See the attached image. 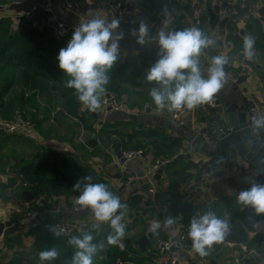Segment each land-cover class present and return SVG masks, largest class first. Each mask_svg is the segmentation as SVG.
Wrapping results in <instances>:
<instances>
[{
    "label": "crops",
    "instance_id": "crops-1",
    "mask_svg": "<svg viewBox=\"0 0 264 264\" xmlns=\"http://www.w3.org/2000/svg\"><path fill=\"white\" fill-rule=\"evenodd\" d=\"M54 3V10L59 20H64L68 23H74L76 16L65 4L67 0H52ZM92 2L99 12V16L107 19H112L114 11V3L109 0H87ZM201 10L203 15V24L201 29L209 35L214 41L215 45L209 48L213 55H223L225 57L235 54L237 57L239 54H244L243 42L247 34L246 23L238 24L231 16L224 13V9L230 5L245 1L256 11V18L259 21L261 32L264 36V31L261 26L259 10L264 6V0H216L220 6V12L217 14L214 11L208 9L210 0H203ZM174 4V3H173ZM172 4V5H173ZM147 7V6H146ZM162 8L156 10L147 8L136 9L131 8L130 13L125 17L126 22L130 23L128 31L125 33L124 38L121 40V52L130 60L132 66H137L141 70L144 83L138 87H132L128 84L122 86L124 91L120 94L123 97V101L126 103L130 111L114 113L115 120L131 119L144 127V130H151V135L146 139L148 147L146 155L135 161L122 162L121 158H118L114 152V148L117 143H121V151H125L122 142H113L111 147H106L107 142H103L104 146H96L97 144L92 142L89 146L86 143L81 148L82 154L93 153L89 155L87 163L96 170L101 176L109 182L114 189L123 190L125 179L129 173H140L151 164L157 157L172 158L173 162L164 167L159 180L155 179V174L151 178V181H147L144 184L134 185L131 190L125 191V196L121 201L124 202L126 208H124L123 215L121 216V223L125 225L124 234L118 238L117 244L121 241L127 244V250L129 260L125 264H152L153 252L156 240L159 238H168L175 236L180 226L188 222L192 215H201L205 210L211 208L216 212L218 216L224 217L227 214L229 231L225 234L224 238L218 242H213L209 247L206 246L207 257L209 258L208 264H264L262 256H254L251 251L258 247L259 243L253 241L255 234H261L258 231L263 227H259L258 224L264 219L260 220L256 224V231L249 232V240L246 243L238 242L232 237L237 234L235 228V220L233 218V211L239 212L246 206L237 201L238 192L242 188L249 186L254 176L257 174V170L251 169V167L242 159H231L230 167L223 172H214L208 183H203L200 180L198 171V159L204 154L199 150L201 143L204 141L202 138L195 136L194 128H199L207 132H212L222 125H227L225 118L217 119L219 109L208 110L204 106H199L194 111H189L178 117L174 116V109L164 107L158 108L152 97L149 95L150 88L158 86L155 81H147L145 79V72L147 68L157 58V47L155 41L152 40L144 45L138 44L135 41V37L129 35V29L138 26L141 19L145 20L150 25V35H154L156 31L160 29L175 30L178 28H185L194 25V18H192L188 8H184L182 5H173V8L167 10L165 14ZM228 16V21H224V18ZM243 30V31H242ZM256 39L254 37L253 52L256 57V63L264 66V40L260 41L261 48L259 49L255 45ZM236 60L229 63V70L226 72V83L215 94L219 96H229L232 92V85L237 83L240 76L247 77V81L239 84L240 89L249 88L248 94H254L257 92H264V82L260 76L256 74L250 67L244 64V60ZM205 69V68H204ZM206 70V69H205ZM244 74H243V73ZM228 73L233 74L235 80H232ZM206 74V71H205ZM148 106L144 110L145 106ZM84 111L87 105L83 106ZM97 116H99V124L109 120V115L112 111L104 112L100 107L97 109ZM89 113V112H88ZM135 115V118H132ZM95 116V115H93ZM96 117V116H95ZM228 126V125H227ZM130 131L132 128H126ZM93 135V134H92ZM50 141V140H49ZM55 142V140H51ZM192 142V149L187 150L186 144ZM77 144L80 142H76ZM66 143L56 144L55 147L62 151L74 152L75 148H65ZM80 144V145H81ZM86 144V145H85ZM64 147V148H63ZM184 153V154H181ZM208 155L213 156V153ZM228 156L227 153L224 156ZM94 156V157H93ZM180 158L179 160H176ZM176 160V161H175ZM101 171V172H100ZM7 173H0V224H3V229L0 230V264H9L15 256H21L23 260H27L38 256L35 246V237L32 235H25V228H14L19 218L12 222L8 220L16 215L24 208L22 203H26L22 197V191L19 189L18 180L15 178V184L11 187L7 185ZM146 184L150 185L149 189H144ZM14 186L17 190L14 191ZM13 189V196L8 194L9 189ZM19 191L18 194L15 192ZM31 191V190H30ZM32 192V191H31ZM75 195L68 196L62 192L54 194L53 198H49L47 202L51 205L45 209L44 203L41 199H35L32 201L36 206V210L39 211V218L49 220L52 225L60 221H67L70 224L80 226V233L87 231L92 224L97 223L95 217L91 214V211L84 207L76 206L74 208L73 202L76 199ZM131 195V204L127 200ZM17 199V200H15ZM19 199V200H18ZM179 201L180 204L189 203L193 205V210L179 211L173 214L169 211V205L173 201ZM31 202V203H32ZM150 202V203H149ZM137 204V205H136ZM151 208L154 215H147V226L133 225L128 220H124V217L133 218V214H129L132 208L135 207ZM252 210L251 207H246ZM26 209V208H25ZM166 212L167 215L171 214L175 217V222L167 227V234L163 237L155 238L149 241L145 249L140 248L137 242L142 235L152 228V221L160 211ZM120 211V210H118ZM253 211V210H252ZM26 212V211H25ZM24 212V214H25ZM23 214V215H24ZM22 215V214H21ZM21 218V217H20ZM38 218V219H39ZM100 224H109V222H99ZM20 228V227H19ZM234 229L235 233H231ZM264 240V233L261 234ZM127 239L131 240V243L127 242ZM261 240V241H262ZM119 246V244H118ZM120 248V247H119ZM109 264L107 258L103 255L93 258L92 264H100V262ZM250 261V263H249ZM49 264H57L50 262ZM122 264V262H117Z\"/></svg>",
    "mask_w": 264,
    "mask_h": 264
},
{
    "label": "clouds",
    "instance_id": "clouds-1",
    "mask_svg": "<svg viewBox=\"0 0 264 264\" xmlns=\"http://www.w3.org/2000/svg\"><path fill=\"white\" fill-rule=\"evenodd\" d=\"M161 10L167 14L166 6H162ZM124 35L119 19L106 20L100 16H91L74 25L66 45L56 55L59 69L70 77L65 81L66 86L73 88L78 100L89 109L100 107L101 96L109 81L107 69L117 63ZM129 35L135 37L136 43L141 45L155 41L157 58L147 68L145 79L157 82L158 86L151 87L149 95L158 108H192L209 101L226 83L224 66L228 62L227 57L213 55L207 69L202 68L200 53L214 46L215 41L197 26L167 31L160 29L150 35L149 23L141 19L137 27L129 29ZM253 43L254 37L246 35L243 47L247 58L254 56ZM252 127L256 130L264 129V115L254 116ZM82 179L85 181L83 184L80 178L72 186L79 190L73 202L74 208L80 206L90 209L97 221L92 224L93 229L100 228L99 222H109L112 231L107 234L106 241L108 244L116 243L125 231V225L120 221L126 205L121 203L118 195L108 190L105 183L92 182L93 177L90 175ZM236 198L244 206L251 207L255 214H264V183L253 180L248 187L238 192ZM174 222L173 215L164 217L165 228ZM47 227L53 235L60 234L56 225ZM159 227V222L152 225L153 231ZM229 230L227 214L221 217L208 208L203 214L191 219L188 236L192 247L204 255L206 246L210 247L213 242L222 240ZM67 243L74 247L71 264H92L94 254L105 247L103 242H94L91 231L74 234ZM58 255L56 247L43 248L38 258L40 264H49Z\"/></svg>",
    "mask_w": 264,
    "mask_h": 264
},
{
    "label": "trees",
    "instance_id": "trees-1",
    "mask_svg": "<svg viewBox=\"0 0 264 264\" xmlns=\"http://www.w3.org/2000/svg\"><path fill=\"white\" fill-rule=\"evenodd\" d=\"M8 0H0V2H7ZM22 1V0H9ZM45 1V0H43ZM85 2L87 0H69ZM114 5L119 1L124 0H109ZM130 1V0H129ZM133 3L149 2V9L156 10L166 6L167 10L173 8V5L167 0H132ZM131 2V1H130ZM132 3V2H131ZM47 13L39 10L37 17L33 20L23 18L16 28L13 27V22L10 18L0 19V113L5 118H12L16 110V104L25 100V95L22 93L19 102L11 98L17 77L16 74L20 70H26L31 75L42 80L45 91L50 89L61 99L62 114L77 117L80 124H83L87 130L92 131L95 136L104 139L109 147L113 142H122L123 148L126 150H138L146 148L148 143H145V138L151 135V130H144V127L131 120H115L109 119L101 122L100 127L90 122L95 118L91 112L81 113L83 103L77 98V94L73 88L66 86L65 81L70 77L64 74L58 67L56 55L61 47L66 45L65 41L56 38L51 30L45 25ZM246 32L248 35L255 37V45L261 48L260 41L264 40L261 32L259 21L256 18H249L246 21ZM141 70L137 66H132L130 60L126 59L120 51L118 61L111 68L107 69L109 81L105 85V90H116L120 94L124 91L123 85L128 84L132 87H138L144 83ZM102 99V96H101ZM203 104V103H202ZM201 104V105H202ZM200 105V106H201ZM116 112V111H112ZM118 113V112H116ZM120 113V112H119ZM91 114V115H90ZM33 114L31 122L38 129L42 130V124L49 119L48 115L44 118H36ZM24 117L28 119V115L24 113ZM73 126L68 128L73 131ZM78 127V126H77ZM132 128L130 131H125L120 128ZM28 138L23 137L22 134H5L0 131V172L7 173L2 159L12 157L17 162L15 170L8 172L21 174L24 176V181L31 183L30 190L35 194L37 199L46 202L53 194L66 193L68 196L78 194V189L72 186L82 177L90 175L93 177L92 182H103L107 185L109 191H114V187L104 180V178L87 163L88 155L82 154L81 148L83 144H77L74 136L67 138L69 143L74 146L75 151H62L58 148H51L50 144L43 147V149L36 145L30 146ZM27 145L34 150H39L41 153L35 155L30 160H24L25 156L18 154L20 146ZM224 156V154L220 155ZM180 158L177 157L176 160ZM175 160V161H176ZM10 172V173H11ZM8 174V173H7ZM15 181V178L13 182ZM38 183V184H37ZM233 218L235 220V228L237 234L232 238L238 242L246 243L249 240V232L256 231V224L264 219V214L257 215L252 210L246 207L239 212L233 211ZM48 225L52 223L47 219L39 218L35 224L28 227L25 235H32L35 237L36 251L43 248L56 247L59 255L56 259L50 261L57 264H71V258L74 252V247L67 243L69 238L62 235L55 236L48 230ZM99 229L88 228L87 231L93 233L94 242H103L105 247L99 249L93 258L103 255L109 261V264H117L121 261L122 264L130 261L128 252L122 251L117 242L108 244L106 236L112 231L110 224H100ZM20 227V228H19ZM14 228L21 229L18 224ZM80 234V233H78ZM77 234V235H78ZM263 239L261 234H255L253 241L261 242ZM23 261L21 256H15L9 264H18ZM49 262V263H50Z\"/></svg>",
    "mask_w": 264,
    "mask_h": 264
},
{
    "label": "built area",
    "instance_id": "built-area-1",
    "mask_svg": "<svg viewBox=\"0 0 264 264\" xmlns=\"http://www.w3.org/2000/svg\"><path fill=\"white\" fill-rule=\"evenodd\" d=\"M169 3H176L178 5L185 4L192 16L194 18V25L201 29L203 24L202 19V10H201V2L200 0H167ZM21 1H7L0 2V19L2 18H10L13 24L18 25L19 22L26 18L28 20H33L37 17V12L42 10L47 13V17L45 20V25L51 30L52 34L58 38L59 40L67 42V40L71 36V32L75 24L81 22V20L90 18L91 16H99V12L97 8H95L94 4L89 1L80 2V1H67L65 4L76 16V21L74 23H68L64 20H59L56 16L54 10V3L52 0L42 1L39 5L33 7L28 12L16 11L12 9V5L14 3H20ZM218 3L216 0H210L208 5V9L210 11H214L215 6ZM150 6L149 2L146 3H137L132 4L129 0L119 1L114 5V11L112 18H117L120 20L121 28L123 29L126 24L125 17L128 13H130V8L142 9ZM224 13L228 16H231L236 23L245 24L249 18H258L256 16V11L253 9L245 1H240L233 5L228 6L224 9ZM260 17V22L262 29L264 31V21ZM212 51L208 47L203 49L200 53V64L205 69L209 66L211 62ZM243 73V72H242ZM244 74V73H243ZM228 76L235 80L233 74L228 73ZM219 96L214 95L209 101L204 102L202 106L208 110H217ZM248 100L250 102L249 112L252 116H262L264 115V92H257L248 96ZM199 105H196L192 108L182 107L180 109H174V116L178 117L182 114H185L189 111H194L197 109ZM100 108L104 112L116 111V112H129L130 109L123 101V97L116 90H105L102 94ZM148 106L144 107L146 110ZM32 128L35 127L34 124L30 121L24 119L20 111H16L12 118L0 119V131L5 134H23V128ZM195 136L202 138L204 141H207L211 144L219 141L223 136L230 134V128L227 125H222L216 130L212 132H207L205 130H201L199 128H194ZM259 134H264V129L256 130ZM33 139L40 140L38 136H33ZM192 142H188L186 144L187 150L192 149ZM147 151L144 149L138 150H125L122 151L123 157L126 161H135L136 159L142 158L146 155ZM184 154V153H181ZM173 162L172 158L168 157H157L151 164H149L144 171L140 173H129L127 178L125 179L123 190L115 189L112 191L114 194L120 197V200L124 198L125 191L130 190L132 186L144 184L147 181H151L153 175L157 172L161 167L168 166ZM231 158L230 156H210L203 155L198 159V171L200 175V180L203 183H208L214 172H223L226 171L230 167ZM21 181V185L23 189L30 190L31 183L24 181V176L18 175ZM38 184V183H37ZM88 209L87 207H84ZM90 210V209H88ZM39 211H26L23 215V218L19 221V225L22 228L27 229L31 225L35 224V222L39 218ZM193 217H197V215H192L188 222L184 223L180 226L177 234L175 236H171L168 238H159L156 240L154 252H153V260L152 264H193L194 261H197L199 264H208L209 258L207 257V253L201 255L198 253L193 247L191 238L188 236V230L190 221ZM57 231H59V235H62L66 238L71 237L74 234L80 233V226H76L70 224L67 221H60L55 223ZM259 233H264V227L259 229ZM119 247L122 251L127 250V244L124 242H119ZM264 251V240L259 243L258 247L251 251L252 255L258 257L260 256V251ZM199 257L200 259H197ZM121 262V261H119ZM18 264H34L29 261L23 260Z\"/></svg>",
    "mask_w": 264,
    "mask_h": 264
},
{
    "label": "water",
    "instance_id": "water-1",
    "mask_svg": "<svg viewBox=\"0 0 264 264\" xmlns=\"http://www.w3.org/2000/svg\"><path fill=\"white\" fill-rule=\"evenodd\" d=\"M43 0H22L20 3H14L12 5V9L16 11L28 12L33 7L39 5ZM201 4H203V0H200ZM177 6L176 3L173 4ZM184 8L187 6L185 4L182 5ZM131 11V8L130 10ZM215 12L219 14L220 6H215ZM260 15L262 16V20L264 21V6L259 10ZM203 15V13L201 14ZM224 21H228V16L224 18ZM130 27V23L126 22L125 31H128ZM243 31V30H242ZM237 56L235 54H231L227 57L228 62L225 64V69L229 70V63L236 60ZM238 60H244L245 55L239 54ZM244 64L250 67L256 74H258L261 80L264 82V66H261L256 63V57L247 58L244 60ZM204 69V67L202 66ZM186 71V70H185ZM247 81V77L240 76L237 83L232 85V94L229 96H221L218 100L219 106V114L217 119L225 118L228 127L230 128V134L223 136L216 143H209L207 141H203L199 147V150L208 155L209 153H213V156H220L222 154L227 153L231 159L240 158L245 161L251 169L257 170V174L254 176V180L257 183H264V134H259L256 132V129L252 127V119L253 116L249 112L250 102L248 100V96L252 94H248L249 88L240 89L239 84ZM91 109L87 108L86 113L90 112ZM110 111V109H109ZM93 115L97 116V110H92ZM135 115H132V118H135ZM91 143H96L97 140L94 139L90 141ZM114 152L116 153L118 158L122 159V162H125V158L123 157L121 151V143H117ZM164 170V167H161L157 170L155 174V179L159 180L161 178V174ZM150 185L146 184L144 189H149ZM22 197L25 202H32L35 199V194L30 190H23ZM121 203L124 204L123 201ZM150 203V202H149ZM193 205L189 203L180 204L179 201L175 200L171 202L169 205V211L173 214L178 213L179 211H189L193 210ZM167 216L166 212L163 210L158 212L155 219L152 221V225L156 222H159L160 227L155 231L153 229L148 230L141 238L135 242L136 245L139 244L140 248L145 249L146 245L149 241L154 240L158 237H163L167 234V228L164 227L163 221L164 217ZM171 226V225H170ZM169 227V226H168ZM3 229V224H0V230ZM231 233H235V230L232 229ZM127 242L131 243L130 239H127ZM260 255L264 260V251L261 250ZM197 259H200L197 257ZM250 263V261H249ZM193 264H199L197 261H194Z\"/></svg>",
    "mask_w": 264,
    "mask_h": 264
},
{
    "label": "rangeland",
    "instance_id": "rangeland-1",
    "mask_svg": "<svg viewBox=\"0 0 264 264\" xmlns=\"http://www.w3.org/2000/svg\"><path fill=\"white\" fill-rule=\"evenodd\" d=\"M67 1H69V0H67ZM130 1L132 2V4H134L132 0H130ZM179 6H181V5H179ZM13 27L16 28L17 25L13 24ZM16 77H17V82H16V85H15L13 91L11 92V98H14L15 101L19 102L20 97H22L21 94L24 93L25 100L21 103L16 104L17 105L15 107L16 110L14 111L12 117L14 116L16 111H20L23 117H24V113L26 115H28V119L25 117H24V119L27 121H30V122H31V120L29 118H31V116L33 114H35L34 116L36 118H39V119L44 118L47 115L49 117V119H47V121L42 124V127H41L42 130L41 131H38V129L36 127H32V128L25 127L22 129L23 130L22 136L28 138L27 140L29 141L30 146L38 145L43 149V147L48 146L49 144L51 146H56V144L66 143L64 145L65 148H68L69 146L74 148V146H72V144L69 143L68 140H66V137L72 138L73 136L75 138V142H80L78 144H81L82 142H84L87 144V146H89L91 143L90 141L96 139L97 140L96 146H101V147H102V145L104 146V144H103L104 139L101 138L100 136L99 137L95 136V134L92 131L87 130L83 124L79 125L81 122L77 117L62 114L60 97L57 96L54 92H52V90H50V89L45 91V89H43L45 85H44V83H42L43 82L42 80L34 78L31 75V73L29 71H26V70H20V72H18L16 74ZM83 106H85V104L82 105L81 113L84 112ZM86 109H85V111H86ZM90 112L92 113V109L90 110ZM114 113H116V112H111V114L109 115V119H112L115 117ZM92 115H93V113H92ZM0 119H7V118H5L0 113ZM98 119H99V116H96L95 118L91 119L90 122H93L94 125H96L97 127H100ZM72 125H74L73 126L74 130L69 131L68 128ZM120 129L128 130L126 128H120ZM34 135L38 136L40 140L33 139L32 137ZM53 139L55 140V142H51V140H53ZM144 142L146 143L147 141L144 140ZM30 146L22 145V146H20V151L17 152L18 154L25 156L24 160H30V159L34 158L35 155H38L39 153H41V151L34 150V149L30 148ZM90 146H89V149L91 148ZM71 147H69V149H71ZM146 147H148V145ZM92 154L93 153L88 152V154H87L88 158L90 157L89 155H92ZM2 162H4L6 170L9 171V169H10L12 172L15 170L17 162L15 161L14 158L6 157L5 159H2ZM8 171H7V173L9 176L6 178L7 179L6 187H8L9 185L11 187H13V185L15 184V181L13 182V180H14V178H16V180H18V184H19L18 187H19L20 191L21 190H27V189H23V186L21 185V181H20L19 176L16 173L14 174L11 171H10L11 173ZM0 186H1V181H0ZM17 188H16V186H14V191L17 190ZM9 190L10 191H8V194H10V196H13L14 195L13 189L10 188ZM18 192L19 191H16L15 193L18 194ZM133 192L134 191L131 190V193H133ZM53 196H54V194L50 198H53ZM132 199L133 198H131V195L128 196L127 200L128 201L130 200L128 202L129 204L132 203L131 202ZM15 200H17V199H15ZM19 202H21V204L24 206V208L21 209V211L19 213H17L16 215H13V217H11L8 220L9 222L17 220L18 218L21 220L23 218V214L25 211H34V210H36V206L38 205L36 203L34 204L33 202L32 203L31 202L30 203L29 202L22 203V201H20V200L18 201V203ZM50 205H51V203L46 201V203H44V205H43V208L45 207V209H46ZM129 214H133L134 217L131 219H130V217H128V219H126V217H124V220L130 221V223H132L135 226H137V225L142 226L143 225V227H146L147 226L146 221H147V219H149V217L147 215H149V214L154 215V212L151 208L139 206V207L132 208V210L129 212ZM28 261L31 263H34V264H40L38 256L30 258V259H28ZM100 264H105V262L103 263V261H102V262H100Z\"/></svg>",
    "mask_w": 264,
    "mask_h": 264
},
{
    "label": "bare ground",
    "instance_id": "bare-ground-1",
    "mask_svg": "<svg viewBox=\"0 0 264 264\" xmlns=\"http://www.w3.org/2000/svg\"><path fill=\"white\" fill-rule=\"evenodd\" d=\"M259 227H264V221H261L259 224H258Z\"/></svg>",
    "mask_w": 264,
    "mask_h": 264
}]
</instances>
